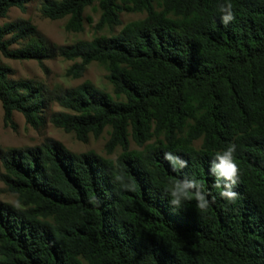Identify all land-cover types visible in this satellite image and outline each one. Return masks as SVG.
<instances>
[{
    "label": "trees",
    "instance_id": "trees-1",
    "mask_svg": "<svg viewBox=\"0 0 264 264\" xmlns=\"http://www.w3.org/2000/svg\"><path fill=\"white\" fill-rule=\"evenodd\" d=\"M29 1L0 0V19ZM95 1L103 24L119 25L122 11L145 17L57 53L80 60L73 76L104 65L122 99L85 82L54 96L74 114L53 121L83 140L110 127L106 148L122 151L110 160L48 141L0 153L6 184L25 196L23 208L0 203V264H264V0H42L40 8L80 30ZM229 3L234 19L224 24ZM0 54L41 60L53 49L30 24L8 23ZM48 100L41 86L11 80L0 66L6 120L16 111L38 127ZM128 130L142 150L128 148ZM159 133L162 140L145 144ZM233 146L235 183L217 168ZM177 181L195 184L189 191L209 208L195 199L173 205Z\"/></svg>",
    "mask_w": 264,
    "mask_h": 264
},
{
    "label": "rangeland",
    "instance_id": "rangeland-1",
    "mask_svg": "<svg viewBox=\"0 0 264 264\" xmlns=\"http://www.w3.org/2000/svg\"><path fill=\"white\" fill-rule=\"evenodd\" d=\"M42 0H30L25 4V10L11 7L5 18L0 19V26L8 23H28L33 26L41 40L53 49V54L41 60H17L4 57L0 54V66L7 68L8 78L14 81H30L41 86L45 91L48 101L45 103L41 116L43 123L33 127L27 123L24 116L14 111L9 120L5 119V112L0 102V153L8 150H24L39 147L48 141L61 144L65 149L74 154L93 152L105 159L115 160L121 153L119 146L112 151L106 148L111 128L106 127L101 134L94 136L89 133L85 140L79 138L74 131H66L57 125L53 118L58 112L74 114L54 101V96L62 94L65 90L75 88L83 83H90L117 98L113 87L108 80L106 67L97 62L89 63L80 77L69 74L72 65L79 63V59L69 60L57 53V48L72 46L79 42L92 41L95 38H108L118 33L130 22L142 20L144 13L122 11L118 14L121 21L119 25H107L100 22L101 8L98 1L84 8L82 13V26L80 30L68 27V17L50 20L41 13ZM156 9L157 5L154 4ZM21 46L12 45L11 49ZM117 99H122L121 97ZM153 129V128H152ZM162 133L152 134L145 144H154L162 140ZM130 150H142L137 146L128 130ZM201 138L194 140L191 147L198 149ZM5 171L0 167V203L14 207H24L25 196L13 193L4 180Z\"/></svg>",
    "mask_w": 264,
    "mask_h": 264
},
{
    "label": "clouds",
    "instance_id": "clouds-1",
    "mask_svg": "<svg viewBox=\"0 0 264 264\" xmlns=\"http://www.w3.org/2000/svg\"><path fill=\"white\" fill-rule=\"evenodd\" d=\"M228 15L223 17V23L227 24L229 20L234 19V16L231 12L232 5L231 3L228 4ZM222 11L224 9H221ZM234 146L230 147L222 156H218L220 163L217 165V168L219 169L220 174L226 179L230 180L233 183L236 181L233 179L234 177L238 176L239 169L237 164L234 162L233 159V151H234ZM168 159H171L170 156H167ZM130 190H135V186L132 184L127 185ZM196 187L195 184L192 183H185L181 184L180 182H175L174 185L169 189L171 197H172V204L176 205L177 207L180 206L181 201L183 200H191L195 199L198 201L197 207L201 211H206L209 208V203L207 200H205L204 196L200 194V192H191L189 189ZM216 187L219 188V183L216 184ZM221 196L232 201L236 198V193L235 192H224L221 191Z\"/></svg>",
    "mask_w": 264,
    "mask_h": 264
}]
</instances>
